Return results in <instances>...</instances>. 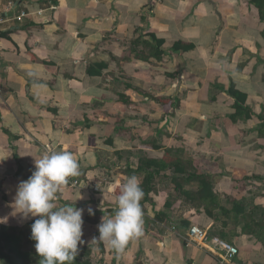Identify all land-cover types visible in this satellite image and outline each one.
Returning a JSON list of instances; mask_svg holds the SVG:
<instances>
[{
  "label": "crops",
  "instance_id": "1",
  "mask_svg": "<svg viewBox=\"0 0 264 264\" xmlns=\"http://www.w3.org/2000/svg\"><path fill=\"white\" fill-rule=\"evenodd\" d=\"M263 30L250 0H0V225L20 231L38 218L14 212L16 188L35 159L69 151L86 186H63L57 205L85 210L79 249L106 264H264ZM150 33L163 40L160 57ZM177 42L193 47L173 51ZM231 82L249 110L237 116ZM181 154L212 182L211 215L175 195L173 170L136 171ZM149 172L143 234L119 254L94 244L126 178ZM181 220L238 255L221 262L187 245Z\"/></svg>",
  "mask_w": 264,
  "mask_h": 264
},
{
  "label": "clouds",
  "instance_id": "2",
  "mask_svg": "<svg viewBox=\"0 0 264 264\" xmlns=\"http://www.w3.org/2000/svg\"><path fill=\"white\" fill-rule=\"evenodd\" d=\"M34 168L31 176L18 184L12 207L22 220L38 217L31 224L30 238L35 242L40 264H71L79 246L85 243L82 239L85 210L72 205L58 206L57 193L70 177L81 175L80 165L71 152L53 151L35 159ZM140 184L135 175L126 178L115 197V214L102 217L97 226L99 235L91 239L94 244L103 242L119 254L130 240L143 234L140 201L144 192ZM87 212L94 215L91 207ZM6 219L0 218V223Z\"/></svg>",
  "mask_w": 264,
  "mask_h": 264
},
{
  "label": "trees",
  "instance_id": "3",
  "mask_svg": "<svg viewBox=\"0 0 264 264\" xmlns=\"http://www.w3.org/2000/svg\"><path fill=\"white\" fill-rule=\"evenodd\" d=\"M52 2H56V0H52ZM251 4L256 7L259 11V17L262 22H264V0H250ZM149 9V8H148ZM264 32V30H263ZM0 36H6V33L1 32ZM150 39L155 42V54L157 57H160L164 52L161 49L163 44V40L156 37L155 34L150 33L148 35ZM193 46L191 44H182L181 42L174 43L172 46V50L176 52L186 51L191 49ZM91 72V69H89ZM228 92L235 97V109H236V116L241 114L244 111H249L246 107H244V103L246 101V95L239 92L235 89L234 84L231 82L228 88ZM166 101L163 100L162 103ZM235 117V116H234ZM264 128V123L262 124V129ZM191 161V160H190ZM193 162V161H192ZM173 166V171L178 175H187L186 181L196 180L198 181V188L196 192H190L183 188V185L177 181V177L173 178L175 183L176 191H179L181 195H183L187 199H191L190 202L192 204H196L197 207L204 205L206 208V212L208 214H212L211 209L208 207L209 205L218 206L219 201H216L217 195L213 191V185L211 180L209 179L208 175L197 173V171L193 170L192 173H187V164H184L181 157L169 158L164 157L161 160L158 159H149L140 161V164L136 167V171H142L147 168L154 169H161V168H168ZM154 177L153 172H149L143 178L140 187L143 189L144 192V199H147L148 193L151 191L150 182ZM185 177H183L184 179ZM179 183V184H177ZM205 199L209 201H204ZM198 200V203H194ZM142 202V201H141ZM140 202V203H141ZM167 203L165 206H170V203ZM171 207V206H170ZM34 222V221H33ZM32 222V223H33ZM31 223V224H32ZM30 224V229H31ZM182 226L189 228L190 223L187 220H181ZM31 230L30 234L28 235L27 241L29 243H35L31 238ZM22 232L16 230L13 227L0 225V264H32L31 262V253L23 249L22 246ZM6 249V250H5ZM33 254L37 257L38 263L40 264V257L34 251ZM71 264H99L94 262L91 257L89 256V251L86 248H82L79 253H77L75 259L71 262Z\"/></svg>",
  "mask_w": 264,
  "mask_h": 264
},
{
  "label": "built area",
  "instance_id": "4",
  "mask_svg": "<svg viewBox=\"0 0 264 264\" xmlns=\"http://www.w3.org/2000/svg\"><path fill=\"white\" fill-rule=\"evenodd\" d=\"M24 15L25 13L21 12L17 15V18L22 19ZM68 185L72 188H83L86 186V182L80 176L70 177ZM92 187L93 189H98L96 185H92ZM182 238L187 245L197 244L198 246L204 247L218 256L221 262L232 260L239 253V247L236 244L219 235L210 234L208 230L198 224L190 225L182 235Z\"/></svg>",
  "mask_w": 264,
  "mask_h": 264
},
{
  "label": "rangeland",
  "instance_id": "5",
  "mask_svg": "<svg viewBox=\"0 0 264 264\" xmlns=\"http://www.w3.org/2000/svg\"><path fill=\"white\" fill-rule=\"evenodd\" d=\"M169 151H172V149H168ZM180 152H182V150L180 151ZM177 157H178V155H176ZM179 158V157H178ZM181 159L183 160V162H184V164H187V167H188V171H187V173H192L193 172V170H194V168H195V166H194V164H193V162L192 161H190V159H188L187 157H185L183 154H181ZM196 169V168H195ZM168 172H170V171H172L173 170V166H170V167H168ZM197 170V169H196ZM195 170V171H196ZM171 174L172 175H174V174H176L174 171L173 172H171ZM170 173H169V176L171 175ZM162 175V174H161ZM175 176V177H174ZM173 176V178H176L177 177V181H175V182H178V179L179 180H181L182 181V185H183V188L184 189H186V190H189V188L191 187L192 188V186H194L195 185V187L194 188H196V186H197V188H198V181H196V180H190V181H186V177H187V175L185 176V175H174ZM183 177H185L184 179H183ZM191 181H195L194 182V184H192L191 183ZM180 183V182H179ZM181 184V183H180ZM193 188V189H194ZM197 188H196V190H197ZM191 191H193V190H191ZM174 192H175V195L176 196H179V197H181V198H183V195H181L180 193H179V191H176V190H174ZM147 199H148V197H147ZM171 202H173V201H171ZM220 202V201H219ZM168 203H170L169 201H168ZM194 203H198V201H196V202H194ZM170 206H172L171 205V203H170ZM170 206H169V208H170ZM219 213L221 214V210H219ZM154 217L156 218L157 217V215L155 214L154 215ZM154 218V219H155ZM28 227H24V230H20V232H22V237H23V240H22V246H23V249H25V250H27V251H30V253H31V262H32V264H39L38 263V260H37V257L33 254V252L35 251V248H34V244L33 243H29L28 241H27V238H28V235L30 234V226L29 225H27ZM19 231V230H18ZM84 248H86V250H88L89 251V256L91 257V259L94 261V262H97V263H100V264H106V263H104V261H103V259L102 258H99L98 257V254L97 253H94V254H92V250H91V246H88V247H84ZM82 249V248H81ZM81 249H79V251H78V253L80 252V250ZM6 250V249H5Z\"/></svg>",
  "mask_w": 264,
  "mask_h": 264
}]
</instances>
